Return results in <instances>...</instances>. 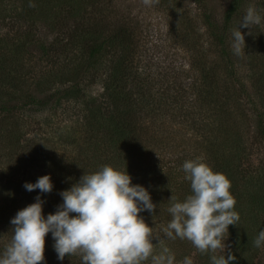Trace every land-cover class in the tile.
Instances as JSON below:
<instances>
[{"label": "rangeland", "instance_id": "374dc122", "mask_svg": "<svg viewBox=\"0 0 264 264\" xmlns=\"http://www.w3.org/2000/svg\"><path fill=\"white\" fill-rule=\"evenodd\" d=\"M2 5L13 18L0 16V61L9 66L18 53V75H32L34 81L30 83H34L39 76L51 72L54 65L51 62L57 61L59 55L60 60L65 59L61 48L54 50L60 51L57 58L52 54L45 57L38 51L42 45L49 47L56 42L61 23L52 24L43 16L33 15L36 8L16 14L14 10L21 12L18 10L22 6L20 0H0ZM97 6L100 12L95 13L99 15L95 18L93 13L89 15L92 27H106L111 32L115 27H125L133 31V66L142 81L139 92L144 95L133 113L141 122V135L150 137L152 142L139 167L130 168L125 161L121 165L125 163L127 170H137L136 181L149 169L171 173L166 176L170 186L165 187V194L158 183L153 184V174L152 184H144L157 206L152 213H139L152 228L154 254L159 255L166 246L175 255L174 264H181L186 256L191 257L193 264H210L213 253H201L187 239L166 238L162 231L171 219L168 212L171 195L182 201L191 191L190 182L184 178L183 162L202 157L214 171L224 173L231 181L235 210L240 215L237 225H230L225 234L228 235L224 241L225 255L235 256L231 264H264V246L253 245L259 230L264 228V20L250 29L241 28L245 46L242 45L239 55L234 54L231 47V32L248 7H255L264 17V0H152L149 4L144 0H98ZM209 19L214 23L219 21L221 26L223 22L227 25L226 51L212 34L214 23L210 24ZM78 24L76 21L68 25ZM19 39L28 43L18 50L15 46ZM98 69L101 72V65ZM102 86L98 78L87 92L96 95ZM24 89L39 94L34 85ZM2 94L7 100L11 98L6 90ZM17 104L20 105L11 101L7 106H15L14 111L23 117L20 122L25 130L17 132L22 135L21 140L10 143L13 136L8 137L4 128L9 127L7 132L14 131L8 121L0 119V135H4L0 137V253L11 240V218L18 210L35 202L39 194L38 189L27 191L23 187L25 182L34 183L42 175H51L53 190L42 196L46 216L62 203L60 191L71 187L84 172L95 170L92 165V169L89 168L92 160L85 161L90 154L82 151L76 155L69 145L72 141L56 134L60 128L65 129L70 120L76 119L72 104H63V108L56 106L55 110L46 112L47 108L27 110L30 109L27 105L18 112ZM44 113L47 117L42 116ZM56 123L59 126H55ZM150 123L155 125V130L160 127V135H157L158 129L153 132L151 127V130L145 128ZM65 155L77 157L81 163L66 168L61 161ZM247 227L254 234L249 240L241 238L242 234L237 231ZM53 243L51 233L47 234L44 252L47 255L44 254L45 261L40 264H82L80 254H66L63 261L58 260ZM242 245L246 247L244 252H249L239 256V252L243 253ZM214 254H224V251L217 249ZM142 264L159 262L149 257Z\"/></svg>", "mask_w": 264, "mask_h": 264}, {"label": "clouds", "instance_id": "9594fccd", "mask_svg": "<svg viewBox=\"0 0 264 264\" xmlns=\"http://www.w3.org/2000/svg\"><path fill=\"white\" fill-rule=\"evenodd\" d=\"M149 4L152 0H144ZM29 6L34 7L32 0ZM262 17L255 7H248L237 27L231 32V47L239 55L245 46L241 28L259 25ZM190 194L184 200L171 195L168 212L171 219L162 229L166 238L189 240L201 253L210 255V264H231L236 258L225 255L228 228L240 220L236 200L230 191L228 177L207 164L202 157L187 159L182 164ZM71 179V178H69ZM23 187L39 190L35 202L17 211L10 223L12 236L0 253V264H40L45 261V237L51 233L57 259L80 254L82 264H142L149 257L159 264H174L175 255L164 246L154 254L152 228L139 213H152L157 207L150 192L133 184L126 167L109 164L85 173L68 189L60 191L62 203L54 213H43V194L53 190L50 174ZM256 248L264 246V228L253 240ZM222 249L224 254H214ZM181 264H193L185 257Z\"/></svg>", "mask_w": 264, "mask_h": 264}, {"label": "trees", "instance_id": "16d2710c", "mask_svg": "<svg viewBox=\"0 0 264 264\" xmlns=\"http://www.w3.org/2000/svg\"><path fill=\"white\" fill-rule=\"evenodd\" d=\"M20 1L22 6L17 9L21 12L14 10L16 14H23L36 8L33 15L43 16L45 21L50 20L52 24L61 23L58 33L60 36L57 37L56 42L53 41L50 44L51 48L42 45L38 51L45 57L50 54L52 57H56L60 51L55 52V48H61L60 53L64 55L65 59L60 60L59 55L57 61L51 62L54 64L51 66V72L44 73L42 77L39 76L34 83H30L32 75L29 77L18 75L19 69H16L18 67L16 66L18 53L15 54V59L9 66L3 60L0 61V93L6 90L7 94L11 95L9 100L4 98L3 94L0 95V119H3V122L8 121L10 128L14 131V133L7 132L9 127L4 128L8 137L13 136L9 140L10 143L21 140L22 135H18L17 132L19 130L24 131L25 126L23 122H20L23 117L14 111L15 106H7L9 102L17 101L20 104H17L18 112L24 106L30 108L27 110L33 111L47 108L45 109L46 112L55 110L56 106L72 104L76 119L70 120L71 123L66 125L65 129L60 128L56 134L72 141H68V143L71 142L69 145L72 146L76 155H80L82 151L90 154L85 159L86 162L92 160L89 168L92 165V168L97 170L104 163L121 169L125 168V163L130 164V168L139 167L138 163L147 156L146 150L151 149L152 142L150 137H145V134L141 135L143 130L141 122L139 117L133 113L134 107H138L142 99L144 100V95L139 92L142 81L137 77L136 68L134 69L133 66V31L125 27H115L112 32L106 27H92L89 23L91 19L89 15L93 13L94 18L95 15H99L95 13L100 10V7L97 6L98 0H32L34 7L29 6V0ZM0 16L2 19L4 17L13 18L7 9L3 8V5L0 6ZM209 20L211 21V19ZM76 21L79 22L77 26L68 25ZM216 22L211 25L212 34L222 50L226 51L227 25L223 22L221 26L219 21ZM32 42L35 41L32 40ZM27 43V40L22 42V39H19L15 47L18 50L23 49ZM107 59L110 60L106 63L105 60ZM100 65L101 72L98 69ZM132 68L133 71H131ZM98 78L103 83L101 92L96 95L89 94L87 90ZM27 85L29 87L34 85L39 94L25 91L24 88ZM17 95L20 98H14ZM202 98L204 96L200 99ZM149 103L150 100H148ZM47 115L44 113L42 116L47 117ZM45 120L50 121L49 118H45ZM261 124L260 122L259 128ZM55 126H59V123H56ZM150 127L153 132L160 128L158 126L155 130V125L152 123L145 128L148 130ZM262 132L264 133V127ZM160 134L158 129L157 135ZM57 135H53V137ZM3 136L0 135V137ZM46 140L50 142L49 138ZM67 147L70 148L68 145ZM61 161L66 164V168L81 163L77 157L69 155L62 156ZM124 161L125 163L121 165ZM130 168L127 171L134 181L138 172L136 169L131 171ZM154 169H149L148 172L144 171L146 174L143 173L144 175L139 180H135L134 183L143 186L144 184H152L151 175L153 174V184L158 183L157 185L165 190L163 192L165 194V187L170 186V180L166 176H171V173L163 174L160 170L154 172ZM161 178L162 180L159 181ZM262 208L261 206L260 209L263 210ZM248 229V227L243 228V230L237 229L242 234L241 238L250 239L254 235ZM251 229L253 232L255 231L253 227ZM240 248L243 253L239 252V256L249 252H244L246 249L244 245ZM52 256L56 259V255L52 254Z\"/></svg>", "mask_w": 264, "mask_h": 264}]
</instances>
